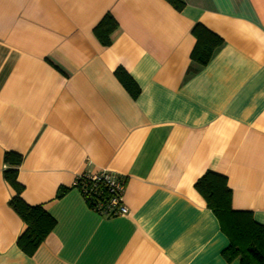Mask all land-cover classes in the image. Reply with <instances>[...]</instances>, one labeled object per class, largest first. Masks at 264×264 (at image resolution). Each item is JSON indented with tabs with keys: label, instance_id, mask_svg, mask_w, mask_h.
<instances>
[{
	"label": "crops",
	"instance_id": "crops-1",
	"mask_svg": "<svg viewBox=\"0 0 264 264\" xmlns=\"http://www.w3.org/2000/svg\"><path fill=\"white\" fill-rule=\"evenodd\" d=\"M183 1L0 0V264H240L195 184L225 176L232 209L264 225V0ZM198 24L223 40L203 67ZM9 152L24 202L56 222L31 257ZM103 172L123 180L127 215L102 217L75 189Z\"/></svg>",
	"mask_w": 264,
	"mask_h": 264
},
{
	"label": "trees",
	"instance_id": "trees-1",
	"mask_svg": "<svg viewBox=\"0 0 264 264\" xmlns=\"http://www.w3.org/2000/svg\"><path fill=\"white\" fill-rule=\"evenodd\" d=\"M165 1L178 12L185 7L183 0ZM117 28V22L107 15L95 28L94 34L100 44L107 47L111 44V35ZM192 34L196 38V45L191 53V60L203 67L223 46V40L199 24L193 28ZM115 74L126 90L133 97H137L138 87L126 71L119 68ZM4 162L10 167L4 171V178L16 192L9 201V206L26 225V230L18 239L17 245L31 257L53 231L56 222L42 205L30 206L22 199L24 187L17 180V168L22 162V157L9 152L5 154ZM99 184L103 186L102 183ZM195 189L218 219L221 231L230 242L228 249L223 252L224 259L228 262L239 259L240 264H264V225L258 223L251 212H239L232 209V191L228 187L227 178L213 171H207L196 182ZM68 191L69 189H60L57 197L64 196ZM105 196L110 197L108 191Z\"/></svg>",
	"mask_w": 264,
	"mask_h": 264
},
{
	"label": "built area",
	"instance_id": "built-area-1",
	"mask_svg": "<svg viewBox=\"0 0 264 264\" xmlns=\"http://www.w3.org/2000/svg\"><path fill=\"white\" fill-rule=\"evenodd\" d=\"M75 186L92 210L100 216L112 218L128 214V208L123 200L125 185L120 178L108 172L99 175H82L78 177ZM104 189L109 192V198L105 196Z\"/></svg>",
	"mask_w": 264,
	"mask_h": 264
}]
</instances>
